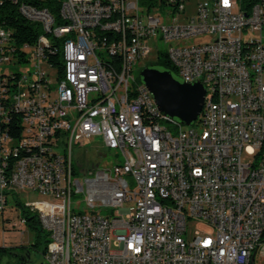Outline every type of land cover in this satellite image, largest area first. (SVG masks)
Here are the masks:
<instances>
[{
    "label": "built area",
    "instance_id": "obj_1",
    "mask_svg": "<svg viewBox=\"0 0 264 264\" xmlns=\"http://www.w3.org/2000/svg\"><path fill=\"white\" fill-rule=\"evenodd\" d=\"M12 1L38 33L21 42L0 21V214L19 189L47 196L25 204L49 232L48 264H253L264 253V0H204L193 15L191 0ZM163 52L182 81L205 86L190 125L133 74ZM96 136L114 162L77 168L74 145ZM189 219L213 232L188 238Z\"/></svg>",
    "mask_w": 264,
    "mask_h": 264
},
{
    "label": "rangeland",
    "instance_id": "obj_2",
    "mask_svg": "<svg viewBox=\"0 0 264 264\" xmlns=\"http://www.w3.org/2000/svg\"><path fill=\"white\" fill-rule=\"evenodd\" d=\"M204 0H191L187 6L188 15L195 14L196 5L198 2ZM195 37H191L184 40H179L172 42L171 44L182 45L187 43H192L195 41ZM161 48L164 50L169 49L170 43L162 42L160 44ZM146 62L142 61L138 63L133 71V74L138 80H141L140 72L145 66ZM32 64L23 63L21 67H16L15 70L21 73L28 71ZM45 70H47L51 77H56L58 73L57 68L51 67L49 65H44ZM179 77V75H177ZM101 152V154H99ZM101 155V156H100ZM74 163L77 166V160L79 159L82 163L86 165H91L92 163H97L101 161V167L109 163L114 162V150H109L101 136H96L92 140L86 142H81L75 144L73 147ZM77 168H79L77 166ZM47 196L33 190L32 188L19 189L16 195L9 197L8 204L3 213L0 214V246L7 247L9 250H20L19 256L15 257L13 254L6 255L5 257L9 260V264H48L45 255L44 248L47 243L44 238H40V245L38 249H31V258L27 260L24 256V251L22 246H28L35 241H37V232L27 223H21L22 218V207L21 203H27L32 201H39L46 199ZM20 202V204L18 203ZM107 210H103V214H107ZM187 226V232L185 235L188 238H193L197 232L199 233H212L213 227L210 223L202 219H189ZM21 229V230H19ZM264 264V254L259 253L256 257V264Z\"/></svg>",
    "mask_w": 264,
    "mask_h": 264
},
{
    "label": "water",
    "instance_id": "obj_3",
    "mask_svg": "<svg viewBox=\"0 0 264 264\" xmlns=\"http://www.w3.org/2000/svg\"><path fill=\"white\" fill-rule=\"evenodd\" d=\"M140 75L164 114L187 125L199 117L206 94L201 81L187 83L169 69L152 64L145 65ZM255 256L256 253H253V264Z\"/></svg>",
    "mask_w": 264,
    "mask_h": 264
},
{
    "label": "trees",
    "instance_id": "obj_4",
    "mask_svg": "<svg viewBox=\"0 0 264 264\" xmlns=\"http://www.w3.org/2000/svg\"><path fill=\"white\" fill-rule=\"evenodd\" d=\"M30 1V0H28ZM257 0H243L242 5L245 9H249ZM0 21L6 24L13 26L16 29V33L19 36V41H34L36 38V34L38 30L34 29L32 24L24 18V16L19 12L18 5L14 3L12 0H3L2 4H0ZM148 64L157 65L164 69H169L174 74L177 75L175 66L172 64L171 60L168 58L166 53H159L158 58L154 62H149ZM20 204V202L18 201ZM22 207V217L25 218L28 225H30L37 232V241L28 245L22 246V250L29 249H38L41 241L40 238H44L45 242L49 243V232L42 226L41 221L38 217V214L33 212L30 208L26 206V204L21 203ZM46 247L44 248V252L46 251ZM20 251L9 250L7 247L0 246V258L9 255L16 254Z\"/></svg>",
    "mask_w": 264,
    "mask_h": 264
},
{
    "label": "crops",
    "instance_id": "obj_5",
    "mask_svg": "<svg viewBox=\"0 0 264 264\" xmlns=\"http://www.w3.org/2000/svg\"><path fill=\"white\" fill-rule=\"evenodd\" d=\"M15 251L17 252V251H20V250H15ZM23 251H24V256L27 258V260L30 259L31 256L27 255L26 252H25V250H23ZM259 253L264 254V253L258 251L257 254H256V257H257V255ZM19 254H20V252H18L16 254H13V255H15V257H17V256H19ZM0 264H9V260L4 256V257L0 258ZM259 264H262V263H259Z\"/></svg>",
    "mask_w": 264,
    "mask_h": 264
},
{
    "label": "flooded vegetation",
    "instance_id": "obj_6",
    "mask_svg": "<svg viewBox=\"0 0 264 264\" xmlns=\"http://www.w3.org/2000/svg\"><path fill=\"white\" fill-rule=\"evenodd\" d=\"M27 255L31 256V249L25 251Z\"/></svg>",
    "mask_w": 264,
    "mask_h": 264
}]
</instances>
